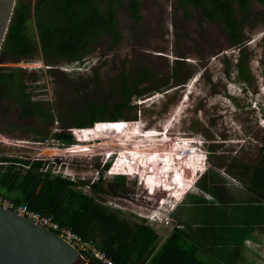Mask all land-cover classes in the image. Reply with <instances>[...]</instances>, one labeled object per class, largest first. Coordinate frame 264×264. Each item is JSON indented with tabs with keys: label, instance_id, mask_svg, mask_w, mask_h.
<instances>
[{
	"label": "rangeland",
	"instance_id": "rangeland-1",
	"mask_svg": "<svg viewBox=\"0 0 264 264\" xmlns=\"http://www.w3.org/2000/svg\"><path fill=\"white\" fill-rule=\"evenodd\" d=\"M37 1L16 0L14 9L18 3L31 8L26 30L38 46L33 17ZM175 1L139 0L140 20L136 21L129 0H119V42L113 46L111 38L102 35L81 61L45 59L39 51L28 59L30 63L0 60V66L38 76L35 80L27 78V90L54 117L52 123L17 120L18 108L11 100L0 98V155L34 159L41 154L39 157L47 160L51 173L86 181L77 188L100 204L120 210L125 217L145 218L161 240L176 225L187 230L185 224L172 216V213L194 214L185 207L176 210L177 205L189 198L187 194L210 198L196 184L208 169L219 171L228 179L226 184H217L219 196L227 200L217 202L223 207L217 212L235 214L237 204L246 206L248 199L252 206L264 203L263 196L247 191L248 179L239 169L229 167V163L234 166L264 163V3L252 1L247 17L233 3L236 16L242 19L247 83L236 77L239 48L221 26L207 21L193 7H187L185 14ZM25 64L34 66L24 69ZM142 68L159 82L168 80V85L133 97L131 104L135 109L123 111L129 117L127 120L74 128L78 111L90 98L109 104L117 101L121 81L135 80ZM149 83L155 84L145 81L138 88L150 89ZM245 85L248 91L243 89ZM117 122H122L120 130L114 129ZM70 129L79 143L67 146L51 137L54 132ZM198 140L203 145L196 148ZM75 146L78 148L73 150ZM131 147H137L136 154L127 159L123 154H128ZM112 151L120 153L107 172L102 165L113 158H106L104 153ZM119 173L127 174L124 184L119 182ZM173 177L183 178L177 180L186 187H174ZM99 178L102 190L94 191L90 184L97 183ZM232 192L238 196L229 198ZM249 212L243 213L246 219ZM252 234L255 239H245L241 252L230 264H264V235L258 230ZM197 255L207 264H222L202 250Z\"/></svg>",
	"mask_w": 264,
	"mask_h": 264
},
{
	"label": "trees",
	"instance_id": "trees-1",
	"mask_svg": "<svg viewBox=\"0 0 264 264\" xmlns=\"http://www.w3.org/2000/svg\"><path fill=\"white\" fill-rule=\"evenodd\" d=\"M252 1L264 3V0L175 1L176 6L181 7L185 14L188 13L187 7H193L207 21L221 26L229 40L239 48L235 61L236 77L247 83L248 60L245 38L241 32L242 19L236 16L233 3L247 17ZM118 4L119 0H105L103 4L102 0H38L33 8L39 39L37 46L26 30L31 18V8L18 3L0 49V60L7 58L17 62L32 58L39 51L45 59L61 58L78 62L95 48L102 35H108L115 46L119 42ZM129 9L132 17L139 21V0H129ZM148 74L147 69L142 68L141 75L135 80L124 78L120 85V97L111 104L103 99L90 98L88 104L78 111V122L74 124V128L92 127L95 122L129 119L123 111L135 109L134 104H131L133 97L147 94L150 90H162L161 87L168 85V80L159 82ZM172 75H176V72ZM37 77L22 69L0 66V98L11 100L18 108V117L21 119L52 123L54 117L50 111L42 102L33 99L27 90V78L35 80ZM145 81L155 84L149 83L150 89L138 88ZM243 89H248V86H243ZM33 128L42 134L37 127ZM73 133L77 139L76 133ZM51 137L67 146L79 141L66 130L54 132ZM108 166L109 163H104L102 168L105 170ZM229 167H236L248 179V192L264 197V163L248 166L229 163ZM47 168L48 162L44 159L0 155V196L7 197L14 203H26L30 209L41 214L52 215L55 221L69 226L84 241H92L97 248L105 251L114 264H207L198 257L199 250L219 263L230 264L241 252L244 240L255 239L252 234L254 229L264 235L262 202L252 206L254 204L248 199L246 206L237 204L235 214L221 210L217 212L222 207L217 202L222 204L227 200L219 196L217 184L223 182L216 178L219 174L216 170L208 169L196 182L202 191L213 197L212 200L187 194L190 198L183 200L182 207L194 214L187 215L184 212L183 217H177L178 222L185 224L187 230L174 227L161 240L158 232L146 223L145 218L125 217L120 210L100 204L91 195L77 188V185L87 183L86 181H76L60 173L53 174ZM118 177L119 182L124 184L125 176ZM101 180L102 178L97 183L90 184L94 191L102 190ZM209 202L212 205L209 206ZM244 211L249 212L251 218L249 216L246 219ZM230 218H235V221L231 223ZM85 257L91 262H97L93 257Z\"/></svg>",
	"mask_w": 264,
	"mask_h": 264
},
{
	"label": "water",
	"instance_id": "water-1",
	"mask_svg": "<svg viewBox=\"0 0 264 264\" xmlns=\"http://www.w3.org/2000/svg\"><path fill=\"white\" fill-rule=\"evenodd\" d=\"M15 2L0 0V49ZM87 262L54 231L0 207V264H89Z\"/></svg>",
	"mask_w": 264,
	"mask_h": 264
},
{
	"label": "built area",
	"instance_id": "built-area-1",
	"mask_svg": "<svg viewBox=\"0 0 264 264\" xmlns=\"http://www.w3.org/2000/svg\"><path fill=\"white\" fill-rule=\"evenodd\" d=\"M30 59V58H29ZM26 63H30L28 59H23ZM23 60H20L22 63ZM31 65L34 64H25L24 69H32ZM47 66V65H46ZM41 67V66H40ZM49 69L50 66H47ZM41 155V154H40ZM39 154L34 159H42ZM53 173V172H52ZM0 207L5 208L11 212H14L20 216H23L40 227H44L54 231L61 239H63L70 246L75 248L77 252L82 255V258L91 262L85 257L88 255L93 257L97 262L95 264H114L113 260L107 255V253L99 248L92 241H84L80 235L73 231L67 225H61L59 222L55 221L53 216L50 214H41L38 211L30 209L26 203H14L7 197L0 196ZM158 221H161L159 218ZM176 227H180L176 225Z\"/></svg>",
	"mask_w": 264,
	"mask_h": 264
},
{
	"label": "crops",
	"instance_id": "crops-1",
	"mask_svg": "<svg viewBox=\"0 0 264 264\" xmlns=\"http://www.w3.org/2000/svg\"><path fill=\"white\" fill-rule=\"evenodd\" d=\"M206 171V170H205ZM219 172V171H218ZM219 181H222L223 183H220V184H226V182H227V176H225L224 174H221L220 172H219V174L217 175V177H216ZM177 179H183V178H179V177H173L172 178V180H175L176 181V183L179 185H177L178 187H180V188H183L185 185H183V184H181ZM225 181V182H224ZM182 185V186H181ZM175 187V186H174ZM186 187V186H185ZM203 193H205L204 191H202ZM188 192H186V194H187ZM227 193H230V192H227ZM233 194L232 195H229L228 197H233V195L234 196H238V193L237 192H232ZM240 193V192H239ZM185 194V195H186ZM191 194V193H190ZM198 195L197 193H192L191 195ZM208 194V193H207ZM237 194V195H236ZM209 195V199H207L208 201H210V200H212V196L210 195V194H208ZM187 196V195H186ZM200 196H202V195H200ZM189 197V196H188ZM203 197H205V196H203ZM190 198V197H189ZM209 204H211L210 202L208 203V205ZM183 205H180V206H176L177 208H176V210L179 208V207H182ZM210 206V205H209ZM172 216L178 221V219H177V217H179V216H181V217H183L184 216V214L183 213H177V214H175V213H172ZM254 231H256V229H254ZM247 239V238H246Z\"/></svg>",
	"mask_w": 264,
	"mask_h": 264
},
{
	"label": "clouds",
	"instance_id": "clouds-1",
	"mask_svg": "<svg viewBox=\"0 0 264 264\" xmlns=\"http://www.w3.org/2000/svg\"><path fill=\"white\" fill-rule=\"evenodd\" d=\"M246 91H248L247 89H246ZM93 124H96V122L95 123H93ZM72 134H73V136H74V138H75V140L77 141V139H76V137H75V134L73 133V131H72V129H70L69 130ZM77 143H78V141H77ZM76 143V144H77ZM73 145V144H72ZM203 144L198 140V143H196V144H194V147H198V146H202ZM71 146V145H70ZM120 150V149H119ZM120 153V151L118 152V151H112L111 153H109L108 154V152H106V153H104V156L106 157V158H109V157H112L113 158V161L111 162V161H109V162H105V163H109V166H108V168H107V172L110 170V168L114 165V163L116 162V160H117V156H118V154ZM103 166V165H102ZM118 175H120V176H126L127 174L126 173H119ZM200 177V176H199ZM186 194V193H185ZM179 200H181V199H179Z\"/></svg>",
	"mask_w": 264,
	"mask_h": 264
},
{
	"label": "bare ground",
	"instance_id": "bare-ground-1",
	"mask_svg": "<svg viewBox=\"0 0 264 264\" xmlns=\"http://www.w3.org/2000/svg\"><path fill=\"white\" fill-rule=\"evenodd\" d=\"M121 123L122 122H117L116 124H115V128L114 129H116V130H120V127H121ZM169 123L168 124H166V126H165V128L164 129H166V132L168 131V128H169ZM23 142V141H22ZM27 142V141H26ZM138 147H139V145H138ZM141 147V146H140ZM78 148V146H75V148L73 149V150H75V149H77ZM136 148L137 147H131L130 149H128V154H123V155H125L126 157H127V159H129V157H131L132 155H134V154H136ZM138 151H140V149H138ZM87 156H89V155H87ZM173 182L172 183H174V186H177L178 184L176 183V181L175 180H172ZM179 186V185H178ZM182 186V185H181ZM165 202H166V200H165ZM164 202V203H165ZM161 204H163V200L161 201ZM162 206V205H161ZM160 207V206H159ZM87 263H89V264H92V263H90V262H87Z\"/></svg>",
	"mask_w": 264,
	"mask_h": 264
},
{
	"label": "flooded vegetation",
	"instance_id": "flooded-vegetation-1",
	"mask_svg": "<svg viewBox=\"0 0 264 264\" xmlns=\"http://www.w3.org/2000/svg\"><path fill=\"white\" fill-rule=\"evenodd\" d=\"M18 112H19V111H18ZM16 119H17V120H20V119H21V118L18 117V113L16 114ZM21 120H26V119L22 118ZM99 180H100V178H99ZM93 183H94V182H93Z\"/></svg>",
	"mask_w": 264,
	"mask_h": 264
}]
</instances>
